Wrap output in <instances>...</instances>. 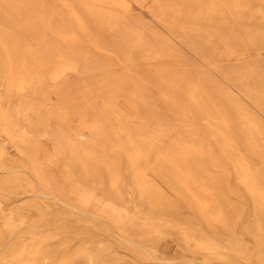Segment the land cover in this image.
<instances>
[{
    "label": "bare ground",
    "instance_id": "obj_1",
    "mask_svg": "<svg viewBox=\"0 0 264 264\" xmlns=\"http://www.w3.org/2000/svg\"><path fill=\"white\" fill-rule=\"evenodd\" d=\"M46 3L0 0V264H119L84 239L94 224L140 260L170 229L204 264H264V64L248 63L264 57V0ZM36 196L63 211L41 218L48 206L23 201ZM69 235L83 236L76 252Z\"/></svg>",
    "mask_w": 264,
    "mask_h": 264
},
{
    "label": "rangeland",
    "instance_id": "obj_2",
    "mask_svg": "<svg viewBox=\"0 0 264 264\" xmlns=\"http://www.w3.org/2000/svg\"><path fill=\"white\" fill-rule=\"evenodd\" d=\"M45 1L47 2L46 3L47 6L52 5L53 0H45ZM55 5L58 6V4L56 3ZM48 7H53V6H48ZM130 19L133 22L142 23L150 28L153 27L147 21V19L138 11L132 12L130 14ZM152 29H154V31L156 30L154 27ZM155 32L158 34L159 37H161V34L157 30ZM101 36L104 37L106 41L109 40L106 35L101 34ZM178 51L179 52L177 53L181 55L189 64L194 65L185 52L181 50H178ZM111 57L113 58V55H111ZM248 63L258 64L262 66L264 64V57L263 58L253 57ZM219 66L221 69H223L226 72L237 71L240 67H242L237 64H225L223 62L222 64L220 63ZM193 67L194 68L192 71L194 73L200 71L198 67L196 66H193ZM211 78L216 81V78L214 76H211ZM150 94L152 96L156 110L164 118L168 119L169 121L174 120L175 118L174 115L170 112H167L163 108L162 102L158 97V88L151 89ZM4 151L6 152V157L9 159L8 161L10 164L20 165L23 162V159L15 155L13 153V150L10 147L5 146ZM28 176L34 183V186L37 187V183L35 182L34 178L30 175ZM0 177H3V176L0 175ZM228 180H229L228 184L230 185L231 189L234 190L235 192H239L240 189L235 184L233 179L229 178ZM123 181H124V184L125 182L128 183V177L126 176ZM19 196L21 195L17 194L13 197H10L11 201H13L11 208L22 214V210L25 208L22 209V206H20L22 202V198H20ZM124 199L128 203L130 199L129 195H124ZM228 200L232 205L236 203V199L234 195L232 197L231 196L228 197ZM23 201H26V204L34 203L42 207L48 206L49 212L45 213L46 216H40L41 218H44L46 220H54L56 218V214L63 211L62 206H60L59 204H54L52 201L43 199L40 196L31 197ZM128 205L131 206V204L129 203ZM191 216L192 215L190 214V211L184 208L183 215L181 216L180 220H182L183 223H189V222H186V220L188 217H191ZM247 216L248 215L245 213L244 216H242L241 220L238 222V224L232 228L235 235L242 234L243 229L245 228V226L248 225L246 224L248 222ZM232 222L233 220H230V223ZM96 223H102V222H96ZM94 225H95V228L91 229L88 235H84V239L91 238L95 242L101 241L103 247L105 248L108 247L109 250L112 251V255L117 258L119 264H204L202 262L201 256L197 253H192L190 249H187L186 247H184L178 235L172 232L170 229L163 230V234L160 236H150V238L147 241H145V245L148 246L150 249H152V251L154 252L155 258L150 259V260H140L139 258L136 257L135 255L136 252L130 249L127 245L120 243L116 237H111L107 235L106 233H104L102 227L99 226V224H94ZM201 228H202L201 233L207 234L208 236L212 235V232L207 227H205L204 224H201ZM77 229L79 230V232L83 230V228L81 229V226H78ZM82 237L83 236H80V235L79 236H72V235L67 236V238L70 241V248L73 252H76L77 249L82 245L80 244V239H82ZM245 244L248 245L249 247H252L254 243L250 238L245 237ZM245 262L246 261L241 260L240 257L238 256H232L228 264H248ZM208 264H221V263L211 260L208 262ZM249 264H258V261L257 259H253L252 262H249Z\"/></svg>",
    "mask_w": 264,
    "mask_h": 264
}]
</instances>
